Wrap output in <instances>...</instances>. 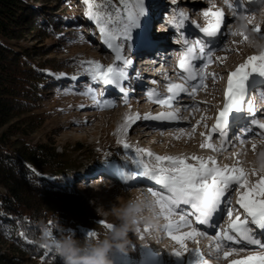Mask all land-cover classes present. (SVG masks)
<instances>
[{
    "label": "rangeland",
    "instance_id": "1",
    "mask_svg": "<svg viewBox=\"0 0 264 264\" xmlns=\"http://www.w3.org/2000/svg\"><path fill=\"white\" fill-rule=\"evenodd\" d=\"M185 1H188L190 5H193L194 8L192 12H187L186 9H184V11L179 9L180 5ZM156 2L158 4H149L151 7L150 9H155L157 5H159V7L162 6L164 9L166 8V10H164L166 13L171 11L172 16L179 14L178 11L180 10L185 14L187 13V20L190 24L192 23L199 26H202V22L196 21V19H198L199 16L204 17L202 13L205 10L218 7V9L224 12L226 21L229 25H225V27L222 26L224 35L221 36L222 39L220 43H218L213 49L216 51V59L214 60L215 70H224L227 68V74L225 75L226 78L228 73L233 71L239 64L243 63L247 57L259 54L264 50V35H258L252 31V28L255 25H259L261 32L264 33L263 3L258 7L256 6L255 8H252L250 11H240V8L237 7L236 16L233 17L232 9H230L228 5H225V0H222L220 5L215 4L212 0H176L175 4L172 3V0H156ZM229 2L238 4L239 0H229ZM46 4L55 5V2L53 4ZM76 4V7L73 5L71 8L64 10V13H72L73 11H76L75 8H77V15L79 18L72 15L78 28L77 26L76 28L68 27L67 30L70 31H67L68 33H62L63 41L65 43L62 47L63 49L60 51H53L48 55L40 57L36 56L35 60L42 61L46 58H51L52 62L57 63L65 58H79L82 61H98L105 66L112 64L115 60V54L102 42L97 24L93 20H91V22L85 15L89 6H91L94 12H97L98 9L96 8V5L92 2L86 4L85 0H76ZM62 8L63 5L57 6V11L63 12ZM249 18L252 19L251 24L248 23ZM102 19L105 25L110 29L117 26V15L109 17L102 14ZM176 22L180 27V24H183L185 19L179 17ZM172 26L176 25L174 24ZM197 28L195 29L197 30ZM237 30L244 31L248 36V39L244 40L240 35L231 34L232 31ZM154 37L158 39V37L153 36V38ZM50 41L51 39L41 41L36 38V36L31 37L29 35L23 40L25 45L33 47H40L41 44H46ZM135 44L134 42H131L130 46L125 45L124 55H131L138 43ZM172 45L175 44L172 43ZM174 47L178 46L175 45ZM167 56L170 58L171 63L175 61V57H171L167 52H163L159 56H156L158 59H156L157 62H155L154 65L150 68L142 69L140 73L138 72L136 74H139L145 83L152 82L155 78L159 79L155 74H158V76L162 74L159 73V71L164 67V58ZM217 57H224V60L218 61ZM117 63L120 62L117 61ZM172 65L173 64L167 66ZM86 66L87 65H82L79 67V71L76 69L73 70L72 68V70L70 69V71H68L61 67V65L55 66L54 69L50 67L49 70L58 75L59 86L53 93L46 94V99L40 108L45 117L43 125L37 129L31 137L35 141H41L50 146H55L57 152L64 151L65 154L69 156L70 161L74 165V171L72 176L69 177V182L77 187L80 197L85 204L88 205L91 212L90 219H88L89 225L93 226L94 232L96 235H99L107 230L101 221H104L106 224L119 223L115 213L130 201H135L137 203L149 202L151 204L153 199L148 192L149 188L142 186L140 182L134 184L120 183L112 178L106 177V174H104L106 176H103V170H101V168L104 167L103 164L107 162L113 164L114 160H119L121 166L130 170L137 167L134 163V159L136 158V153L134 152L135 148H142L152 152L154 155L164 156L177 153L180 154V152H182L180 149H182L183 146L180 142H177L172 135L171 138H173L171 140H169L170 138L165 137V133L168 131L167 127L160 130H156V127H153L152 129L147 130L146 121L139 122L136 126L137 129L129 128L127 132L123 133L121 131V125L124 121L120 123L118 122V118H120V114H122L124 118V114L127 115L126 113L128 109H125V106L121 105H127L130 101H135L138 107L148 108L150 102L145 99L147 94L138 93L136 96H129L131 91V87L129 86L126 87V97L123 93L117 92L119 91L118 89L116 91L118 94H115V92L109 91L105 88L104 85L92 82L88 75L84 73V68ZM215 70H211L210 75H213L212 77L217 79L221 78V76L216 74ZM136 74L134 75V79L131 78L132 83L137 81ZM73 76H76L77 78L73 80ZM164 76H166V74H164ZM257 80L260 81V78H257ZM158 86V90H160L161 86ZM217 86V84L216 86L215 84H210L209 92L216 94L217 92H214V88H217ZM260 86H264V82H258L256 84V87ZM88 89L92 90V93L95 94L97 100H111L113 101L114 106H97L92 99V95L83 94ZM152 90L157 93L155 86L150 87V91ZM124 99H127V103L124 102ZM142 108L138 109V111L132 110L130 115L141 112L143 110ZM185 118H187L186 115ZM200 127L203 129V123L200 124ZM138 131L139 133H143L139 134ZM126 133L131 134L132 137H127ZM135 133L136 135L147 136L143 139V144H141L142 142H135ZM171 133H173V131ZM191 136H195V134H191ZM131 139H133V141H131ZM121 141L123 143H121ZM123 144H128L131 147L126 149L123 147ZM173 145L175 147H173ZM75 147L78 149L76 150ZM249 158L253 157L251 156ZM141 159H143L145 163H154V161L146 155L141 157ZM93 171H96V173L92 175ZM104 172L108 175L110 174L107 170H104ZM91 182H93L92 186H90ZM51 208V206L48 207V217L51 215ZM158 211V207L152 204L150 209L144 208L142 210L140 215L146 219L139 220L135 225V233L131 231L128 233L130 243L126 246L127 251H113L110 254L114 262H120V264H141L142 258L140 257V253H142L145 246L147 247L150 242H153L151 239L155 238L151 235V232H144L143 229L146 224L149 226V223L155 224V219L163 218V215ZM65 222L66 220L64 223ZM78 224L77 221H67L64 224V228L68 227L72 229ZM137 228L140 229V233H143V238H141L140 233L136 231ZM160 228L161 231L165 233V228L163 226ZM159 232L160 231H157V233ZM54 235L51 234L48 236L50 241L57 238L56 234ZM162 237H156L158 240H162L161 243L156 245L157 247H164L165 245V251L161 254V257L164 259L165 264H173L175 263V260L181 258L179 257L176 259V256L172 253L173 249H179V244L171 238H166L165 235ZM147 238H151L149 243L146 241ZM193 248L195 249L197 247L193 245ZM148 250L149 249H147V253L156 254L152 253L151 250ZM207 260L211 261L213 259L209 258ZM227 262H222L221 264ZM37 264H43V262L38 260Z\"/></svg>",
    "mask_w": 264,
    "mask_h": 264
},
{
    "label": "snow or ice",
    "instance_id": "2",
    "mask_svg": "<svg viewBox=\"0 0 264 264\" xmlns=\"http://www.w3.org/2000/svg\"><path fill=\"white\" fill-rule=\"evenodd\" d=\"M86 4L89 0H85ZM228 7L232 9L233 17L236 16V8H243L245 0H239L238 4H233L229 0H225ZM123 5V12L117 9L118 23L116 27L111 29L105 25L102 14L94 12L89 6L85 12L86 17L93 20L99 27L102 42L115 54V60L107 66L102 65L98 61H81L84 73L88 75L92 82H97L105 86H114L124 96H127V90L124 82L128 80L127 66L131 61L124 55L125 45L136 42L144 46H151L154 43L151 26L145 24L144 21L150 18V5H146V0H120ZM175 4L176 0H172ZM247 3H253V0H247ZM99 7H104L103 3ZM110 15V13H108ZM181 18H185L184 13L179 14ZM202 15L205 18V25L199 28V32L203 33V38L197 39L191 44L185 38L183 40L185 51L180 55L178 67L183 70L185 75V83L167 84L168 95L161 99L158 94L152 90L147 93L149 99L155 98V102L160 105H167L171 108L172 102L176 100L181 93H187L189 96L194 95L197 88L201 86L204 79V72L197 70L195 61L207 60L212 61V51L222 35H224L222 25L225 24L226 17L220 9L213 11L205 10ZM248 23H252V19H248ZM243 27V26H241ZM254 33L264 35L260 26L255 25L252 28ZM232 35H240L244 40L248 36L244 31H232ZM219 60L220 58L217 57ZM120 62V63H117ZM206 66V65H205ZM64 75V74H60ZM200 78V83L192 86L191 92L188 91L186 84L188 81H194ZM77 77L73 76L75 80ZM260 78V81L257 80ZM258 82H264V50L259 54L251 55L239 64L233 71L228 73L226 87L223 92V106L218 110L215 123L207 134L201 133L205 137L204 142L200 145L202 148H209L213 151H221L228 143V133L231 127L235 126V120L231 121L230 117L237 116L241 113L251 115L255 112L253 101H247L245 109L246 97L251 89ZM154 83V81H153ZM92 95L93 101L100 107H112L113 101L96 99L91 89L83 93ZM261 98H264L262 96ZM127 103V99H124ZM179 109L172 111H162L155 115L146 113L143 116L136 114L125 115L124 123L121 129L127 132L137 121H176L178 119L177 112ZM203 119V117H202ZM199 123V121L197 122ZM259 129H264V123L252 120ZM195 126H193V129ZM250 128L245 131H250ZM213 133H218L221 138L220 147L209 142ZM264 135V133H261ZM121 143H123L121 141ZM124 148L131 147L123 144ZM255 148V145H253ZM136 158L134 163L140 169L138 173H133L132 178L137 175L148 177L157 185H161L167 194L161 191H154L149 188L148 192L153 197L151 204L159 208V213L165 216L167 223L163 225L170 238L179 244V249H173L172 253L184 259L185 254H191L185 261V264H209L204 258L199 247L195 249L188 248L184 243L185 240L195 239L197 236L204 235L202 231L192 228L190 231L180 232L179 229L190 225L188 216L194 215L199 225L215 228L220 217L226 211L229 217L226 226L215 232L214 236H209L210 246L209 252L216 255L217 258H228L236 251V245L240 251H245L253 246H257L261 251H249L246 256L239 260H230L229 264H264V163L261 164L259 172L252 169V175H258V179L249 180V170L240 167L239 163L231 166L219 165L217 160L208 156L207 158L191 155V156H170V155H154L142 148H135ZM147 156L154 163H145L141 157ZM236 193V204L240 211L234 210L230 206L231 200L226 198L231 191ZM181 205L190 206V212H184L179 215L178 220L172 217L176 214V210ZM183 212V209H181ZM235 211V217L233 214ZM106 228H110L111 224L101 221ZM150 226L145 225L143 231H149ZM136 231L140 233V229ZM46 236L51 233L46 232ZM90 237L96 235L95 232L89 234ZM143 238V233H140ZM214 245V247H213ZM228 247L227 251H223ZM222 252V257H221Z\"/></svg>",
    "mask_w": 264,
    "mask_h": 264
},
{
    "label": "trees",
    "instance_id": "3",
    "mask_svg": "<svg viewBox=\"0 0 264 264\" xmlns=\"http://www.w3.org/2000/svg\"><path fill=\"white\" fill-rule=\"evenodd\" d=\"M91 2L105 16L123 12L120 0ZM60 5L63 12L57 11ZM73 5L76 0H0V264H62L45 233L70 231L83 241L94 232L90 209L69 182L74 171L69 156L31 137L43 125L40 108L46 94L59 86L50 67L70 71L82 66L79 58L35 60L63 49L62 33L76 28L72 17L79 18L77 8L64 13ZM27 35L51 41L28 46L23 42ZM65 220L79 224L64 228Z\"/></svg>",
    "mask_w": 264,
    "mask_h": 264
},
{
    "label": "bare ground",
    "instance_id": "4",
    "mask_svg": "<svg viewBox=\"0 0 264 264\" xmlns=\"http://www.w3.org/2000/svg\"><path fill=\"white\" fill-rule=\"evenodd\" d=\"M147 4H152V3H156V0H146ZM215 2V4H219L221 3L222 0H212ZM149 2V3H148ZM260 2H263L264 4V0H261ZM212 5V4H211ZM225 5H227V3H225ZM256 5L253 7L255 8ZM258 7V6H257ZM151 8V7H150ZM150 18L145 20V24H148L151 26L152 29V35L158 37V39H156L155 37L153 39L154 43L152 45L156 46L155 49V53L160 52V50L165 51L166 48L171 47L169 40L172 38L173 35H176L177 33V28L178 26H172L174 25L173 22V16L171 13L166 14V12L164 10H166V8L164 9L162 6L159 7V5H157V7L155 9H150ZM216 9H218V7L213 8L212 10L215 11ZM170 10V9H169ZM179 13H183L181 11H178ZM185 14V13H184ZM201 19L204 17H200ZM185 23L183 24V26L185 27V31H187L188 33H192L194 30V25L190 22H188L187 20V13L185 14ZM196 30V29H195ZM136 42H134L135 44ZM136 45V44H135ZM151 45V46H152ZM142 44H137V46H135L136 50H133L131 57H128V59L131 61V64L127 66L128 69H133L135 71V68L132 64L135 56L137 55V52L139 53V51H142L143 49ZM147 47V46H146ZM150 47V46H148ZM182 48H185L184 43L181 44ZM171 49H179V48H171ZM158 58H154V56H152V59L147 61V63L145 64L146 68H150L152 65H154L155 62H157ZM218 60V59H217ZM222 61L224 60V57H220V59L218 61ZM164 67H162L159 71V73H162L158 76V74H155V76L159 79L153 80L155 81V83L149 82V83H145L144 80L141 78V76L139 74L137 75V81L133 84H131V91H130V95H138V93H143L146 90H149L150 87H156V83L158 84L159 82L164 84V88L162 90H159L157 93L159 98L165 97L166 95H168L167 93V84L169 82L174 83L175 78L180 75H182V71L181 70H175L172 69L171 67L173 66H167V65H171V60L170 58L167 56L166 58H164ZM175 70V71H174ZM227 68H225L224 70H220L217 69L216 74H218L219 76H221V78L223 80H227L226 78V74H227ZM221 72V74H220ZM135 73V72H134ZM164 74H166V76H164ZM136 78V77H135ZM220 78V79H221ZM221 79V80H222ZM210 84H215V81H209L208 83V88L206 89H202L199 88L197 90V95L194 97H188V101L181 103V102H177L180 98L178 97L176 100H174V104L171 106V108L167 105H160L158 103L155 102V98L153 99H149L148 96L145 98L150 102V105L148 106V108L146 107H138L136 105L135 101H130L129 104L127 105H121V106H125V109L127 110V115H130L132 110H137L142 108L143 110L141 112H139L138 114L143 116L146 113H151L153 115H155L156 113L162 112V111H172L175 110L174 109V105H178V103L180 104V108L179 111L176 113L178 119L176 121H170V122H162V123H166L163 124L165 126H167V133H165V137L170 138L169 140H171L173 137H175V139L177 140V142H180L182 144V152H180L181 155L183 156H191V155H196V156H201V157H205L207 158L208 156H212L217 160V163L219 165H233L236 164L237 162L239 163L240 167H243L247 170H249V180L250 181H255L258 179V175H252L251 170L252 169H256L258 172L261 168V164L264 163V135H257L254 139H250L249 136H247L246 138L243 139V144L241 146H238V142L236 140H232V141H228V143L224 146L223 150L221 151H213L209 148H202L200 147V145L204 142L205 137L201 135V133H205L207 134L209 132V130L212 128V124L209 125V120L210 118H212L214 116V113L218 110L217 104L215 101L213 100H217L220 98L219 94H214L209 92L210 89ZM109 87L113 88L116 90V88L114 86L109 85ZM104 89V88H103ZM103 92V91H102ZM112 93V92H111ZM116 94V93H115ZM208 97V98H207ZM121 98V97H120ZM138 107V108H137ZM122 113V112H121ZM125 113V112H124ZM120 118H118V122L122 123V121H124L123 115L120 114ZM187 116V118H185L184 116ZM125 116V114H124ZM260 121L264 122V114H260L258 115ZM203 117V119H202ZM238 120L241 122H244L245 117L243 116V114H239L238 115ZM199 121V123H197ZM139 122H143V121H137L134 125H132L131 128H136L137 124ZM203 123V129L200 127V124ZM161 124V123H160ZM244 124V123H242ZM146 125H147V130L152 129L153 127L158 125V122L156 121H146ZM209 125V128H208ZM193 126H195V128L193 129ZM174 128V129H171ZM191 128V129H190ZM234 128V127H232ZM190 129V130H189ZM123 133L124 131L121 130ZM173 131V133H171ZM139 133V131H138ZM143 133V132H142ZM139 133V134H142ZM169 133V134H168ZM191 134H195V136H191ZM136 135V133L134 134ZM171 135L173 136L171 138ZM127 137H132L131 134L126 133ZM142 136V137H141ZM146 135H136L135 138V142H142L141 144H143V139H145ZM218 133H213L212 134V138L209 142L214 143V140L217 139ZM131 141H133V139H131ZM253 141H255L256 143H252ZM179 143V144H180ZM184 144V145H183ZM221 144V139L219 140L218 144H215L217 147H220ZM253 145H255V148L253 147ZM172 146V145H171ZM177 146V145H176ZM188 146V147H185ZM173 147H175L173 145ZM156 149L158 150V148L156 147ZM171 156V155H170ZM253 157V158H249V157ZM101 170H107L110 174L106 177L112 178L114 180H116L117 182L120 183H139L142 185H145L146 188H153L154 191H161L164 193L165 190L163 189V187L161 185H157L155 182H149V180L147 178L143 179L141 176L137 175L136 177L132 178V174L133 173H138V171L140 170L138 167L134 168L133 170H130L128 172H126V175L124 177H117L115 175V173L112 171H110V168L108 169H103L101 168ZM102 172V171H101ZM96 171L92 173L95 174ZM231 200V204L230 206L233 207L234 210H238L242 212V209H239V206L236 204V193L235 191H231V193L229 194L228 197ZM184 206L181 205L179 209L176 210V214L172 217L173 219H177L179 218L178 213H180L181 209ZM159 210V208H158ZM159 212V211H158ZM235 217V211L233 214V218ZM229 217L227 216V213L225 211L224 215L222 217L219 218L218 222H217V226L215 228H203V227H196L198 231H202L205 233L204 235H200L197 236L195 239H188L185 240L184 243L187 245L188 248L194 249L193 245H195L196 247H199L202 254L204 255H209L210 258H212L213 260L211 264H221L222 262H226L227 260H229L230 258H237V260L242 259L244 256H246L248 254L249 251H261L262 249H260L257 246H253L250 249H247L245 251H240L239 247L237 246H232L236 248V251H234L232 253L231 256H229L228 258H217L216 255L212 254L209 252V246H210V241H209V236H214L215 232L217 230H219V226L221 223H226L228 222ZM167 223V220L165 219V216L163 215V218L161 219H155V224L152 223L150 224V228H149V232H151L152 228H155V225H164ZM192 228V226L188 225V226H184L181 227L179 229L180 232H184V231H190ZM161 236V235H160ZM157 236V237H160ZM151 239V238H150ZM160 241V240H158ZM151 243V242H150ZM153 243V242H152ZM151 243V244H152ZM228 247H225L223 249V251H227ZM144 253L146 254H151V253H147V248H143ZM149 251V250H148ZM191 254H185L184 259L180 258L178 260H175V263L173 264H185V261L189 258ZM158 254H153L152 259L156 260L157 259ZM156 257V258H155ZM221 257H222V252H221ZM179 258L176 256V259ZM144 264V263H143ZM157 264H165L164 263V259L160 260Z\"/></svg>",
    "mask_w": 264,
    "mask_h": 264
},
{
    "label": "clouds",
    "instance_id": "5",
    "mask_svg": "<svg viewBox=\"0 0 264 264\" xmlns=\"http://www.w3.org/2000/svg\"><path fill=\"white\" fill-rule=\"evenodd\" d=\"M144 208L150 209L151 204L130 201L116 211L119 223L111 224L102 234L83 241L72 232L61 230L57 238L50 242L55 256L61 258L62 264H113L110 254L127 251L126 246L130 243L128 233H135V225L139 220L146 219L140 215Z\"/></svg>",
    "mask_w": 264,
    "mask_h": 264
}]
</instances>
